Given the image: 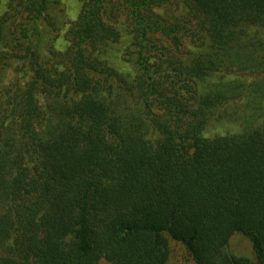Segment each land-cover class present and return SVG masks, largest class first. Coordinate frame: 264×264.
<instances>
[{"label":"trees","instance_id":"trees-1","mask_svg":"<svg viewBox=\"0 0 264 264\" xmlns=\"http://www.w3.org/2000/svg\"><path fill=\"white\" fill-rule=\"evenodd\" d=\"M176 1L82 0L61 51L58 0H9L0 264H166L168 238L194 264H264V0H182L209 39L193 54L156 11ZM119 15L131 81L96 56ZM233 233L255 260L225 250Z\"/></svg>","mask_w":264,"mask_h":264},{"label":"rangeland","instance_id":"rangeland-1","mask_svg":"<svg viewBox=\"0 0 264 264\" xmlns=\"http://www.w3.org/2000/svg\"><path fill=\"white\" fill-rule=\"evenodd\" d=\"M59 7L62 8V13L64 14V19L58 24V30L56 31V39L53 43L57 50L64 51L68 45V41L65 37L66 30L73 20L77 19L82 7V0H58ZM159 14L166 16H175L179 21L184 23V34L182 35V42L184 43V50L191 52L199 51L205 49L209 42L206 33L200 30L196 24V19H194L188 9L186 10L182 0H177L171 5L163 3L160 7L156 8ZM11 13L12 10L9 7V0H0V15L3 13ZM23 14H16L13 18L15 21L20 20ZM118 32V37L116 40L107 42L102 49L96 53L98 59L103 60V62L113 68L116 72L121 74L127 80H132L136 72L133 69L131 61L126 56V50L131 45L132 42V32L129 21L124 15H119L114 22L110 21ZM193 54V53H191ZM7 75L10 76L11 68L6 67ZM13 69V67H12ZM14 76V75H13ZM16 82L22 84L28 80L29 75L23 74L22 71L18 72L14 76ZM15 87V86H14ZM13 89L10 88V90ZM214 124L216 129L224 130L228 127H233L232 123L227 119H221L217 122H211ZM168 258L166 264H194L193 260L186 250L183 244L180 242L168 238ZM225 250L236 256L246 258L248 260H255L254 251L249 238L241 233H233L229 236Z\"/></svg>","mask_w":264,"mask_h":264}]
</instances>
